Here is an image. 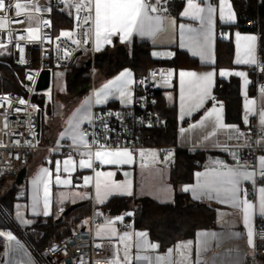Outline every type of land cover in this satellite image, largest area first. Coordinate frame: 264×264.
Listing matches in <instances>:
<instances>
[{"label": "crops", "instance_id": "0c3cea01", "mask_svg": "<svg viewBox=\"0 0 264 264\" xmlns=\"http://www.w3.org/2000/svg\"><path fill=\"white\" fill-rule=\"evenodd\" d=\"M153 0L152 3H154ZM197 4L201 7H207L209 4L216 9V12L212 15L211 24L208 22L207 13L202 15L205 17L203 28L208 31L209 39L207 42V50L205 52L204 60H201L200 56H193L189 50L187 36L190 35L188 29H200L202 27L200 20H194L190 17H185L182 15V12L187 7L186 0H161L158 5L160 9L156 13H150L152 16H160L163 20L162 30L155 36H141L138 33H133L129 39L122 40L119 34L111 36V43H103L100 47L99 53H115L116 49L119 46H124L126 51L129 50L134 42V40L140 42H148L151 45V54L154 58L157 59H171L176 56L177 51H183L187 53L190 57L196 59L199 62V65H187L181 66L176 70L170 68V71L173 72V75L169 77V82L166 84V79L168 76L165 74L159 83V89L162 90V95L170 103L176 102L177 107V118H178V146L180 148H185L191 151H202L204 152V160L201 161V164L197 167L194 172V179L192 182L185 183L181 185V190L187 193L193 201L206 203L210 206H214L216 209V225L209 228L198 229L194 236L186 237L179 239L174 245L170 246L166 250L162 251L160 249V244L158 241L152 240L149 234V231L145 228H134L131 224L125 219L127 216L132 215L133 212L129 211L125 214L119 215H109L106 214L102 208L107 202H109L113 197L117 196H148L160 203H170L174 199L175 190L172 183L170 182V173L171 166L175 161L176 148L173 146H148L141 148L139 150H131L133 153V160L129 164L121 165H101L96 161L94 153L92 156L93 169H81L79 167V160H87V156H81L80 153L87 152V148H79L82 144H74L69 135H66L63 139L61 138V133L65 132L69 128L68 121L73 117L74 113H77V110L80 109V112L77 113V118L83 116L85 113L91 116L92 108L94 105L104 106L107 104H116V105H132L134 102V86L136 82V74L132 67H124L120 69L117 73L108 76L107 70L111 64L109 56L105 57L102 62L100 72L96 71L94 77V83H89L87 92L82 95L84 88L76 90L74 93L64 94L65 99L62 102L65 105L67 110L68 118L65 120L61 113L58 115L53 114L52 109L48 110L49 118L44 120L45 129L44 136L46 137V142L49 144H64L67 142L72 143L75 148V153L72 156H63L57 155L55 158L49 161H44V153L40 152L36 156L32 157L30 164L27 167V174L31 173V176L27 182V190L22 189L18 196L25 200H20L16 206L21 209L22 214L28 218H37L40 216H45L44 205H43V186H40L41 199L37 206L33 205V179L40 172L41 168H47L52 173L51 183L49 185L50 191V202H49V215H52L60 208H66L71 204H80L77 214L81 215L85 211L89 210L87 213L88 221L86 224L82 223L80 228L88 227L90 223V213L92 208L103 216L105 222L96 226L94 234L98 241L110 240L113 242L115 247V254L118 252L121 261H123L124 256V243H121L119 237L124 233L131 234V239L126 241L129 245V256L130 264H148L145 260H137L136 256H148L151 258V264H161L156 260L157 256L167 255L168 249H173L172 260H181L183 259L179 253L176 251L177 244H183L188 241L192 242L190 249H182L185 256L187 257L184 260V264H246L247 255L251 252L253 246L248 244V228L243 222L242 211L232 207L230 203H221L218 199H210L207 195H200L199 190L197 194L199 198H194L193 191H184L185 186L195 187L197 185L196 173H203L208 169L219 168L220 165L217 162H223V164L228 165L229 167H236L239 163L240 165H245L244 156L239 149L238 145L252 140L249 127L253 122H256L259 126V111L264 108V98L261 97L260 89L258 88L257 78L261 71V67L264 66V63L260 65L259 58V38L257 33L254 32H243L240 31L235 25L238 21V14L232 0H227V5L225 7V19H220L219 13V0H195ZM163 9H167L164 11ZM229 14H234L233 20H228L227 16ZM172 21H175V24H172ZM183 27V30L181 29ZM235 26V27H234ZM182 31L184 34V43L185 47H181L182 41ZM67 32L72 37L73 29L63 28L62 32ZM239 33L241 37L254 35L256 36L255 42V57L257 59V65H248V64H237L235 63L237 58V37L236 34ZM219 35L222 37L232 36L234 42V56H233V66L220 67L217 68V43ZM93 43L96 47L95 42V30L93 22ZM244 44V41L241 40V45ZM157 53L159 55H154ZM171 53L172 55H168ZM241 54L243 55V49L241 48ZM214 61V62H213ZM125 70L131 72L132 80L134 83L130 85L129 91L131 93L129 97H120L119 93L115 90L112 91L110 95L107 96V99L104 103L96 104L95 103V93L102 88L107 82L114 80ZM181 70L185 71H195L198 74L214 72L212 87L210 90V97L207 98L199 110H193L189 113L188 102L185 100L183 108V119H181V90L179 84V72ZM227 71L229 75H220L221 71ZM235 72H245L247 74L246 78L248 80L247 85H245V77L237 76L231 73ZM232 77H235L239 80V92L241 96V121H228L227 120V109L231 108L232 100H226L222 98L214 97L216 92L215 88L217 85L218 78L224 80H230ZM175 80V84H174ZM175 89V90H174ZM246 93V95H245ZM255 100L256 104L254 105V112L246 113L245 110V100ZM90 104L85 105V101H89ZM222 105V108H221ZM83 106V107H82ZM215 107L216 111L219 112L221 120L224 127L216 128L215 135H212L208 139H204V134L206 131H212V128H195L190 129V125L196 124L200 121L206 114L207 111L212 110ZM61 110V111H63ZM247 115L248 122L245 123L244 117ZM63 119V120H62ZM212 121L215 120V113L212 118ZM62 120V121H61ZM65 120V121H64ZM88 120H82L80 122V130L86 124ZM75 123V120H74ZM206 121V125H207ZM260 127V126H259ZM181 128L186 131L181 133ZM243 133V135H241ZM88 140V139H87ZM230 145L231 147L218 148V146ZM262 153L259 157L264 156V138L261 140ZM83 146V145H82ZM161 147H170L171 149L166 153L165 156L161 155ZM123 149V147H113L108 149ZM141 151H143V156H141ZM235 154V158L233 156ZM168 157L165 160V157ZM71 157L75 161V170L70 171V173L64 172V161ZM259 159V158H258ZM59 161L60 172L59 175L61 179H71V184H57L55 182L56 173V162ZM258 169V160L256 163ZM70 168L72 166H69ZM94 170L103 171V172H114L115 176L112 179L119 183H130L132 195H127L122 191H113L107 195L103 196V202H99L95 193V172ZM248 170H252V167H248ZM125 173H128L125 176ZM27 176V175H26ZM92 176L93 180L89 185L85 186L84 177ZM253 185L251 181H244L241 184L242 188H247L248 186ZM264 186V181H260L256 184V189ZM213 195H215L213 193ZM258 193L250 195L248 193V199L254 204L258 203ZM84 204V205H83ZM83 206H85L83 208ZM47 215V216H49ZM118 217H123L122 220L117 219ZM261 217L258 213V210H254L251 217L250 226L254 232V244H255V224L256 220ZM108 220L115 221L111 226L115 229L116 235H113L110 231H101L99 235L98 228L106 224ZM80 219L79 222H81ZM33 221L30 224H32ZM128 226H125V224ZM139 232L147 233L146 240L148 243L158 244L157 249H140L138 250L135 247L137 240H142L145 238H139L135 234ZM208 233V236H203L201 234ZM211 234H215L212 236ZM203 241H207V246L202 245ZM0 263L4 261V243L5 240L3 236H0ZM39 263V262H38ZM166 264V262H164ZM260 264H264L261 262Z\"/></svg>", "mask_w": 264, "mask_h": 264}, {"label": "built area", "instance_id": "2783aa9c", "mask_svg": "<svg viewBox=\"0 0 264 264\" xmlns=\"http://www.w3.org/2000/svg\"><path fill=\"white\" fill-rule=\"evenodd\" d=\"M17 0H5L6 9L0 12V17L7 16L9 20L18 19L23 23H8L0 29V45H11L14 60L20 65L36 63L35 67L28 70L24 76L26 93L15 90L0 92V177L17 175L24 167H28L32 157L43 152V160L49 161L57 155L72 156L75 153V146L70 143L49 144L43 140L42 127L38 131L43 110L40 108L34 96L41 97V91L37 90V84L41 73L54 68H68L69 72L76 68L83 71V63L91 60L90 71L92 73L90 83H94L99 61L96 56L99 53L93 43V21L85 23L89 15L85 0V7L78 13L72 5L80 0H19L21 4L39 7L25 9L20 17H15L14 4ZM153 2V0H149ZM13 5V7H7ZM70 6L73 9L74 25L73 35L55 36L52 29V6ZM31 17L29 21L28 17ZM33 18V19H32ZM259 18H257L258 20ZM48 23H45V22ZM247 26L253 25V20H247ZM38 29L39 39H30L29 27ZM23 36L24 39H20ZM79 41V43H74ZM67 52V54H66ZM260 65L263 64L262 52L259 50ZM170 71L168 66L151 67L148 73L138 77L134 86V102L132 105L107 104L104 106L94 105L91 112V120L82 127L87 133V139L91 145V151L95 153L98 141L99 145L107 148L123 147L133 151L145 148L149 138L147 131L151 127H160L164 124V118L157 108V91L163 76ZM157 73L155 77L151 73ZM143 81V83H140ZM258 88H264V73L257 78ZM216 97V94L215 96ZM24 100L21 104L19 101ZM37 109H33V105ZM43 118V117H42ZM7 125V127H5ZM249 131L252 140L238 145L241 150L245 165L252 167L262 153L261 140L264 138V131L253 122ZM230 145L218 146V148H230ZM79 148H85L79 146ZM88 149V148H87ZM170 147H161V155L165 156ZM18 157V158H17ZM259 168L257 169L258 172ZM264 181L259 175L256 176L255 188L253 185L246 189L250 195L256 193V184ZM1 207V204H0ZM103 216L99 215L93 207L90 213L88 227L80 228L73 234L65 235L50 242L44 249V264H109L108 257L115 254V247L112 241H98L94 231L97 225L104 223ZM125 226H128L126 223ZM97 245H102L98 248ZM264 259V219L258 218L255 224V244L247 255L246 264H260Z\"/></svg>", "mask_w": 264, "mask_h": 264}, {"label": "snow or ice", "instance_id": "6c2138e0", "mask_svg": "<svg viewBox=\"0 0 264 264\" xmlns=\"http://www.w3.org/2000/svg\"><path fill=\"white\" fill-rule=\"evenodd\" d=\"M67 4L68 0H64ZM161 0H155L154 3L149 2V0H86L87 11L89 15L85 18V23H89V21H93V8H94V30H95V42H96V50L99 51L100 47L103 43H111V36L119 34L121 39H129L133 33H138L141 36H150L155 37L161 30L163 20L160 16H152L150 13H156L160 9H158V5ZM203 2V0H201ZM187 7L182 12V15L185 17H190L194 20H200L202 27L200 29L190 28L188 32L190 35L187 36L189 50L191 51L193 56H200L201 60H204L205 52L207 50V42L209 39V33L203 28L205 17L202 15L203 13H207V18L209 24H211L212 15L216 12V9L213 8L210 4L207 7H201L199 4L195 2V0H186ZM76 8L77 13L85 7V0H80L79 3L72 5ZM229 7L227 5V0H219V13L220 19H225V7ZM7 7H13V5H7ZM35 7V11L39 12V7ZM15 8V17H20L21 12L27 8V5L21 4L19 0L14 4ZM6 4L5 0H0V12L5 11ZM167 11V9H163ZM29 21H31V17H28ZM228 20L234 19V14H229L227 16ZM8 23H23V21L18 19L9 20L7 16L0 17V29H3L7 26ZM45 23H48L47 21ZM172 24H175V21H172ZM184 26H181L183 30ZM28 36L30 39H39L38 29H33L31 27L27 28ZM62 36L70 35L67 32L61 33ZM237 37V58L235 63L237 64H248V65H257V59L255 57V42L256 36L249 35L241 37L239 33L236 34ZM20 39H24L23 36ZM241 40L244 41V44L241 45ZM74 43H79V41H74ZM5 45H0V47H4ZM184 43V34L182 31V41L181 47H185ZM241 48L243 49V55L241 54ZM67 54V52H66ZM154 55H159L154 53ZM168 55H172L169 53ZM214 62V61H213ZM261 71H264V66L261 67ZM162 76L165 75L163 71L160 73ZM227 71H221L220 75H229ZM237 76L245 77V85H247L248 80L246 78L247 74L245 72H235L231 73ZM153 77L157 75V73H151ZM168 77L173 75L172 71H168L166 74ZM214 72H207L198 74L195 71H185L181 70L179 72V84L181 90V119H183V108L184 102L187 100L188 102V110L189 113L193 110H199L203 107V104L207 98L210 97V90L212 87ZM131 72L125 70L119 76H117L114 80H111L104 84L101 89L96 91L95 93V103L101 104L104 103L107 99V96L112 93L113 90L119 93L120 97H129L130 98V85L134 83L132 80ZM167 83V81H165ZM140 83H143L141 81ZM261 97L264 98V88L260 90ZM246 95V93H245ZM21 104H24V100L19 101ZM90 104L89 101H85V105ZM256 104L255 100L246 99L245 100V110L246 113L254 112V105ZM83 107V106H82ZM222 108V105H221ZM80 112V109L77 110V113ZM77 113L73 114V117L69 119L68 124L69 128L65 130V132L61 133V138L63 139L66 135H69L74 144H82L85 148L89 150L87 152L80 153V155L87 156L88 159H80L79 167L81 169H93V161L92 156L93 152L91 151V145L87 140V133L80 130V122L82 120H91V116L85 113L83 116L77 118ZM215 113V120L212 121L210 118L213 117ZM259 126L262 131H264V108H262L259 113ZM75 120V123H74ZM206 121L208 122L206 125ZM245 123L248 122V117L245 115L244 117ZM7 127V125H5ZM190 129L195 128H212V131H206L204 134V139L210 138L212 135H215V129L224 127L223 122L221 120L220 114L216 111L215 107L212 110L206 112L205 116L198 121L196 124H192L189 126ZM186 130L181 128V133ZM243 135V133H241ZM92 144H97L98 148L94 153L95 159L101 165H121V164H129L133 160V153L128 148H117V149H108L105 145H99L98 141L93 140ZM141 156H143V151H141ZM235 158V154L233 153ZM18 158V157H17ZM168 157H165L167 160ZM64 172L70 173V171L75 170V161L69 157L64 162ZM220 167L208 169L203 173H196L197 177V185L195 187L185 186L184 191H193L194 198H199L197 194V190H199L200 195H207L210 199H218L221 203H230L232 207L242 211L243 222L245 226L248 228V244L254 247V232L252 227L250 226L251 217L253 215L254 210H258V213L261 217H264V186L256 189L258 193V203L254 204L250 201L248 197V190L241 187V184L244 181H251L254 188L256 183V176L259 175L261 178H264V156L259 157L258 159V172L257 166L253 165L252 170H248L247 165L237 164L236 167H229L223 162H217ZM56 173L55 182L57 184H71V179H61L59 172L60 162H56ZM69 166H72L71 168ZM95 172V193L97 200L99 202H103V196L107 195L113 191H122L127 195H132L131 192V184L130 183H119L112 179L115 176L114 172H103L94 170ZM128 173H125L127 176ZM52 173L47 168H41L40 172L33 179V205L37 206L41 199L40 194V186H43V205H44V215H49V202H50V191L49 185L51 183ZM93 180L92 176L84 177L85 186L89 185ZM213 193L215 195H213ZM117 219L122 220L123 217H118ZM24 223H29L28 221H23ZM115 223V221L108 220L105 225L100 226L98 228V233L101 231H110L113 235H116V231L111 226ZM139 238H145L142 240H137L135 247L140 249H157L159 247L158 244L148 243L146 240L147 233L139 232L135 234ZM203 236H208V233L201 234ZM214 236L215 234H211ZM0 236L6 237L8 241L16 240V237L11 232H0ZM131 239V234L124 233L119 237L121 243H124V256L123 261H121L119 257V253L108 257L109 264H130V256H129V245L126 241ZM18 243V241H17ZM192 245L191 241H188L183 244L176 245V251L183 258L181 260H172L173 249H168L167 255L157 256L156 260L161 262V264H184V260L187 259L182 249H190ZM202 245L204 247L207 246V241H203ZM98 248H102V245H97ZM137 260H145L148 264H151V258L148 256H136Z\"/></svg>", "mask_w": 264, "mask_h": 264}, {"label": "trees", "instance_id": "16d2710c", "mask_svg": "<svg viewBox=\"0 0 264 264\" xmlns=\"http://www.w3.org/2000/svg\"><path fill=\"white\" fill-rule=\"evenodd\" d=\"M238 14L235 25L240 31L257 33L259 38V50L262 52L264 63V0H232ZM52 29L55 36L61 35L63 28L73 29L74 14L70 6H52ZM257 18H259L257 20ZM252 19L253 25L247 26V20ZM234 26V27H235ZM0 52V92L15 90L26 93L24 76L36 63L20 65L13 58L12 46L2 47ZM234 42L232 36L219 35L217 43V68L233 66ZM113 63L109 65L107 75L111 76L124 67H132L136 77H140L154 66H169L176 70L181 66L199 65V62L187 53L178 50L171 59H157L151 54V45L148 42L134 40L131 48L122 54H115ZM102 66V62L98 63ZM97 65V66H98ZM77 70L69 72V93H74L90 83V76L86 72ZM175 84V80H174ZM175 90V89H174ZM216 97L232 100L231 108L227 109L228 121H241V96L239 92V80L232 77L230 80L218 78L215 88ZM43 110L45 97L34 96ZM157 108L164 118V124L160 127H151L147 131L149 138L145 143L154 146H173L176 148L175 161L171 166L170 182L175 190L174 199L170 203H160L148 196H117L102 206L104 212L109 215L125 214L132 211L133 214L125 219L134 228H145L149 231L152 240L158 241L160 249L166 250L179 239L194 236L198 229L209 228L216 225V209L206 203L193 201L190 196L181 190V185L192 182L194 172L204 160V152L191 151L178 146V118L176 102H168L162 95V90L157 91ZM42 122L43 140L45 129ZM27 175V174H26ZM7 178L14 180L10 188L1 192ZM16 175L0 177V230L10 229L17 233L23 240L39 264H44L43 252L52 241L65 235L73 234L80 228H70L61 233V227L68 224L72 213L62 216L55 212L49 216H40L33 223L21 228L14 225L13 213L15 206L25 196L20 198L18 194L22 190L21 185L15 184ZM26 178V176H25ZM25 182V181H24ZM84 205V204H83ZM85 206H83L84 208ZM89 210L73 218V222H79ZM100 215V214H99ZM264 262V259L261 261Z\"/></svg>", "mask_w": 264, "mask_h": 264}, {"label": "rangeland", "instance_id": "374dc122", "mask_svg": "<svg viewBox=\"0 0 264 264\" xmlns=\"http://www.w3.org/2000/svg\"><path fill=\"white\" fill-rule=\"evenodd\" d=\"M28 8L32 9L34 7L30 5L26 9H28ZM32 28L36 29V27H34V26ZM2 50H3V48L0 47V52ZM100 70H101V66L98 65L97 71L100 72ZM107 71H109V70H107ZM68 76H69V69L68 68L58 67V68H54L52 70V72H51V84H50L49 88L40 92L41 95L45 97V105H44L43 112H42V117L44 120L45 119L47 120L49 118V113H48L49 109H52L53 114L58 115V113H61L65 120L68 118L67 110H63L66 107H65L64 103L62 102V100L64 101V99H65L64 94L69 93V91H68V83H69ZM85 76H88V77L90 76L89 79L91 81V79H92L91 78V76H92L91 71L86 72ZM168 79H169V77L166 79L167 82H169ZM89 86L85 85L86 88L83 87L84 92L81 93L82 95H84L87 92L88 88H90ZM35 107H36V109L38 108L36 104L33 105V109H35ZM61 110H63V111H61ZM30 176H31V173L27 174L26 180H28ZM13 183H14L13 179L7 178L5 183H4V186L1 189V192L10 188ZM21 186H22V189L27 190V182L26 181ZM65 209L66 208L58 209L56 211L57 215L58 214L62 215L63 212L65 211ZM77 210L78 209H75V211H73L72 218H71V220L68 221V224L61 227V233H65L70 228H72L73 230L78 229V228H80V225L82 223L86 224V222L88 221V218L86 215L83 216L81 222H77V223L73 222L72 219L77 217V215H76ZM13 221H14V225L21 227V228H24V227L28 226L29 223L34 221V218H31V217L26 218L22 214L21 209H19L17 206L14 213H13ZM23 221H28L29 223H24ZM0 232H11L16 237V240H14V241H8L6 239V237H3L5 240V243H4L5 258H4V261L0 264H39L38 261L33 256V254L31 253L28 246L26 245V243L19 238V236L17 235L16 232H14L10 229L0 230ZM17 241H18V243H17ZM0 245H2L1 242H0Z\"/></svg>", "mask_w": 264, "mask_h": 264}, {"label": "water", "instance_id": "95a60500", "mask_svg": "<svg viewBox=\"0 0 264 264\" xmlns=\"http://www.w3.org/2000/svg\"><path fill=\"white\" fill-rule=\"evenodd\" d=\"M124 52H126V48L124 46H119L116 49L115 53H110L108 55L106 53H98L96 56V60L99 62H103V59H105V57L109 56V60H110V62H112L113 61V55L122 54ZM90 66H91V60L84 62L83 63V70L90 68ZM50 84H51V71L49 69H46L40 75V78H39V81L37 84V90L43 91V90L49 88ZM82 92H84V90ZM39 117H40V121L38 124V131H41L42 122H43L41 111H39ZM26 174H27V167H24L17 173L16 178H15V184L16 185H22L25 181ZM79 205L80 204H71L70 206L66 207L62 216L71 213Z\"/></svg>", "mask_w": 264, "mask_h": 264}, {"label": "flooded vegetation", "instance_id": "af4514ba", "mask_svg": "<svg viewBox=\"0 0 264 264\" xmlns=\"http://www.w3.org/2000/svg\"><path fill=\"white\" fill-rule=\"evenodd\" d=\"M115 57H116V56H115V55H113V60L115 59ZM111 63H113V61H112Z\"/></svg>", "mask_w": 264, "mask_h": 264}]
</instances>
